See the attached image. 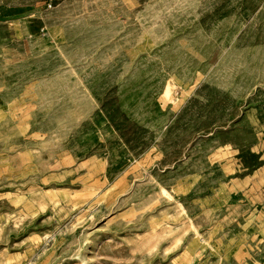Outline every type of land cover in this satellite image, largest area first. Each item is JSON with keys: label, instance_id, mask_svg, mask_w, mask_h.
Listing matches in <instances>:
<instances>
[{"label": "rangeland", "instance_id": "rangeland-1", "mask_svg": "<svg viewBox=\"0 0 264 264\" xmlns=\"http://www.w3.org/2000/svg\"><path fill=\"white\" fill-rule=\"evenodd\" d=\"M0 264H264V0H0Z\"/></svg>", "mask_w": 264, "mask_h": 264}]
</instances>
